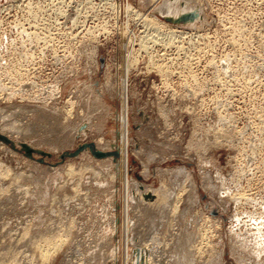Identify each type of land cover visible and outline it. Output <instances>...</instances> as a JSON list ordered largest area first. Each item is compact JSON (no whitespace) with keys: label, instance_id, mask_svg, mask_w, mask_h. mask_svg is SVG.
Instances as JSON below:
<instances>
[{"label":"rangeland","instance_id":"obj_1","mask_svg":"<svg viewBox=\"0 0 264 264\" xmlns=\"http://www.w3.org/2000/svg\"><path fill=\"white\" fill-rule=\"evenodd\" d=\"M189 1L199 18L158 17L172 36L138 16L149 0H0V123L41 110L17 142L36 153L0 141V260L41 264L58 230L46 264H131L147 243L153 264H264V0ZM89 144L110 156H64Z\"/></svg>","mask_w":264,"mask_h":264},{"label":"bare ground","instance_id":"obj_2","mask_svg":"<svg viewBox=\"0 0 264 264\" xmlns=\"http://www.w3.org/2000/svg\"><path fill=\"white\" fill-rule=\"evenodd\" d=\"M150 1V3L152 2V7L154 8V11L151 13V14H145V15H138V16H140L141 18H143V20H144V22L145 21H147V24L153 29V30H155V32H158V33H160V32H162V31H164L163 33L164 34H167L168 33V35H172L173 36V34H175L174 33V29H178L179 27H175V26H172V25H169V24H167V23H165V22H163V21H161V20H159L158 19V17H163V16H170V17H173V18H176V17H178L179 15H181V14H183V13H187V12H189V11H192V8H194V6L192 7L191 6V4H190V1L189 0H176L175 2L173 1V2H171L170 0H149ZM23 2V1H22ZM192 2V1H191ZM19 3H21L20 1H19ZM18 3V4H19ZM145 3H146V0H145ZM10 4V3H9ZM178 5L179 6V8L180 9H176L175 8V5ZM11 5V4H10ZM133 10V9H132ZM130 11V13H131V8H130V6H127L126 7V12H129ZM142 14V13H141ZM196 18H199L197 15H196V17L194 18V19H196ZM196 21H194V23H195ZM146 23V22H145ZM194 23H192L191 22V24H188L187 26H193V24ZM181 26V25H180ZM196 28V27H195ZM191 29H193V28H191ZM196 30V29H195ZM176 32H178L177 30H176ZM183 33V32H182ZM182 33H180V34H182ZM177 34V33H176ZM72 84V83H71ZM83 86V85H82ZM96 89V88H95ZM94 89V90H95ZM89 90H90V87H89ZM76 93V92H75ZM88 93V92H87ZM90 93H88V95H89ZM96 94V93H95ZM71 96V95H70ZM75 96V95H74ZM92 96V95H91ZM99 96L100 97H102V94H101V92H98V94H97V96L95 97V103H94V108H99V106H100V102H101V100L99 99ZM77 97V96H76ZM83 97V96H82ZM93 97H94V95H93ZM93 99V98H92ZM84 100V99H83ZM70 101V100H69ZM71 102H72V100H71ZM86 102V101H85ZM93 101H91V104H93L92 103ZM82 103V102H81ZM88 103V102H87ZM75 104V103H74ZM73 105V104H72ZM72 105H70L71 106V108H73V106ZM86 106H87V104H86ZM105 107V106H104ZM103 107V108H104ZM18 108V107H17ZM50 108V107H49ZM88 108V107H87ZM102 108V107H101ZM101 108H99V110L101 109ZM19 109V108H18ZM24 108H21V110L19 111L20 112V114H18V118H17V120H14L15 122H12V123H14V124H10V122L9 121H6L5 119H3L2 120V122L0 123V131L2 132V133H0V136H3V137H5V138H10V140L11 141H13L16 145H19L21 148H22V145H24L26 148L28 147L29 149H30V151L32 152V153H36L37 151L34 149V148H32V147H30V146H28L27 144H24V143H18L17 144V142H18V140H21L22 138H23V136H26V135H28L29 134V132H31L30 131V129H29V125L28 124H26L25 122H23L22 121V115L23 114H26L27 113V115L28 116H33V115H29V114H34V116H37L36 114H41L40 113V111H30V112H28L27 110H23ZM36 109V108H35ZM70 109V108H69ZM68 109V110H69ZM90 109V108H89ZM88 109V110H89ZM47 110V109H46ZM98 110V109H97ZM127 110V109H126ZM18 111V110H17ZM17 111L15 112L16 113V115H17ZM43 111H44V109H43ZM42 111V112H43ZM48 111V110H47ZM51 111V110H50ZM71 111H73L72 109H71ZM92 111H93V109H92ZM101 111H102V109H101ZM105 111V110H104ZM78 112V111H77ZM44 113V112H43ZM49 113V112H48ZM82 113H83V110H82ZM93 114V113H92ZM105 114V113H104ZM15 115V114H14ZM49 115V114H48ZM70 115H72V114H70V110H69V112L67 113V116L68 117H70ZM78 115V114H77ZM24 116V115H23ZM58 116V115H57ZM26 117V116H25ZM39 117V116H38ZM43 117V116H42ZM41 117V118H42ZM53 117V116H52ZM56 117V116H55ZM60 117V116H59ZM64 117V116H63ZM73 117H74V115H73ZM101 118H102V116H100ZM126 117V116H125ZM133 117V116H132ZM36 118V117H35ZM44 118V117H43ZM42 118V119H43ZM49 118H51V117H49ZM26 119V118H25ZM28 119V118H27ZM37 119V118H36ZM75 119V118H74ZM73 119V120H74ZM81 119V118H80ZM80 119H78V120H80ZM128 119V118H127ZM127 119H125V126L129 123H127ZM30 120V119H29ZM35 120V119H34ZM48 120V119H47ZM46 120V121H47ZM53 120V119H52ZM69 120V119H68ZM70 120H72L71 119V117H70ZM57 121H58V119H57ZM56 121V122H57ZM65 121H66V119H65ZM75 121V120H74ZM28 123H29V121H27ZM37 122V121H36ZM60 122V121H59ZM67 122H69V121H67ZM94 122V121H93ZM98 122V121H97ZM49 123V122H48ZM70 123V122H69ZM69 123H67V124H69ZM88 123V122H87ZM44 124V123H43ZM60 124V123H59ZM64 124H66V123H64ZM76 124V123H75ZM45 125H47V124H45ZM54 126V125H53ZM63 126V125H62ZM67 126V125H66ZM31 127V126H30ZM56 127H58V126H56ZM61 127V125H59V127L58 128H60ZM65 127V126H64ZM48 128V127H47ZM51 128V127H50ZM53 128V127H52ZM66 128V127H65ZM98 128V127H97ZM64 129V128H63ZM36 130H37V128H36ZM61 130V129H60ZM101 130V129H100ZM121 130V129H120ZM33 131V130H32ZM70 131V130H69ZM46 132V131H45ZM45 132H42V133H45ZM48 132V131H47ZM72 132H78L77 131V128H74V130L72 131ZM71 132V133H72ZM5 133V134H4ZM46 134V133H45ZM48 134H49V132H48ZM93 134V133H92ZM5 135H7V136H5ZM71 134H69V136H70ZM49 136V135H48ZM26 137H28V136H26ZM40 137V136H39ZM45 137H47V136H45ZM64 137V136H63ZM68 137V136H67ZM103 137V136H102ZM14 139V140H13ZM27 139V138H26ZM61 139V138H60ZM63 139H65V138H63ZM68 139V141H69V138H67ZM9 140V139H8ZM0 141H2V142H5V141H3V140H0ZM63 141V140H62ZM25 142V141H24ZM100 142H101V140H100ZM103 142V141H102ZM129 142V141H128ZM58 143V142H57ZM60 143V142H59ZM98 143V142H97ZM135 143V142H134ZM12 144V143H11ZM99 144V143H98ZM29 145H31V144H29ZM100 145V144H99ZM103 145H104V142H103ZM108 145V144H107ZM55 146V145H54ZM98 147H100V146H98ZM109 147V146H108ZM127 147H128V144H127V129H125V141H124V150H123V153H122V165H123V170H124V173H127L126 172V170H127V163H128V156H127ZM102 148V147H101ZM104 149H106V148H104ZM8 150V149H7ZM87 150V149H86ZM91 151V153H92V155L93 156H95V152L97 153V152H100V153H102V154H104L102 157H98V158H107L108 156H110V152L109 151H107V152H104V151H100V150H95V149H93V150H90ZM31 152H30V154H31ZM67 154V153H66ZM116 154V153H115ZM66 157H68V156H66ZM105 162H107V161H105ZM104 162V163H105ZM109 162V161H108ZM107 162V163H108ZM103 163V164H104ZM102 164V163H101ZM89 166V165H88ZM103 166V165H102ZM109 166V165H108ZM106 167V166H105ZM72 168V166L70 167V169ZM90 168V167H89ZM146 168V167H145ZM7 169V168H6ZM88 169V168H87ZM86 169V170H87ZM94 169V167L91 169V170H93ZM90 170V171H91ZM94 170H96V168L94 169ZM93 170V171H94ZM118 170V169H117ZM71 170H69V172H70ZM78 171V170H77ZM8 172V170H6V173ZM71 172H73V168H72V171ZM71 172H70V174H71ZM96 172H100V171H96ZM96 172L94 173V174H96ZM5 173V174H6ZM93 173V172H92ZM0 174H1V172H0ZM4 174V175H5ZM9 174H10V171H9ZM78 174H79V172H78ZM111 174V173H110ZM2 175H3V172H2ZM14 175H16V174H14ZM21 175V174H20ZM96 175H98V174H96ZM100 175V174H99ZM103 175V174H102ZM7 176H9L8 174H7ZM7 176H5V177H7ZM18 176V175H17ZM95 176V175H94ZM1 177H3V176H1ZM1 177H0V179H1ZM99 177V176H98ZM67 178V177H66ZM116 178H117V176H116ZM82 179V178H81ZM80 179V180H81ZM80 180H78V181H80ZM85 180V179H84ZM83 180V181H84ZM110 180H111V178H110ZM114 180V179H113ZM128 181H129V179H127ZM1 181H2V179H1ZM0 181V182H1ZM82 181V182H83ZM127 181V182H128ZM16 182V181H15ZM45 182V181H44ZM65 182V181H64ZM126 181H125V184L127 183ZM17 183V182H16ZM33 183V182H32ZM81 183V182H80ZM1 184V183H0ZM79 184V183H78ZM36 185V184H35ZM34 185V186H35ZM32 186V185H31ZM33 186V187H34ZM64 186H65V184H64ZM36 187V186H35ZM46 187V186H45ZM77 187H78V185H77ZM20 188V187H19ZM126 188H127V184H126ZM46 189V188H45ZM27 190H28V188H27ZM73 190H77V189H74L73 188ZM135 190H137V189H135ZM163 190V189H162ZM0 191H2V190H0ZM5 191V190H4ZM8 191V190H7ZM6 191V192H7ZM125 191V190H124ZM127 191V190H126ZM138 191V190H137ZM142 191V190H141ZM147 191V190H146ZM149 191V190H148ZM153 191V190H152ZM158 190H156L155 191V193L157 192ZM27 192V191H26ZM136 192V191H135ZM76 193L78 194V192L76 191ZM130 193H132V191L130 192ZM165 192H164V190H163V193H159L160 195H159V197H158V199L159 200H156L155 201V203H154V201L153 200H155V199H153L152 198V196L154 197V194L152 195V192H144V191H142V192H140V195H139V200H140V202L141 203H145V202H148V201H150V200H152L153 201V206H159L160 205V203H163V202H165L164 200L166 199L165 198V194H164ZM27 194H29L28 192H27ZM32 194V193H31ZM112 194V193H111ZM126 194H127V192H126ZM135 194V193H134ZM137 194V193H136ZM133 195V194H132ZM31 196V195H30ZM126 196V195H125ZM136 196V195H135ZM138 196V195H137ZM20 197V196H19ZM25 198H26V196H24ZM65 197V196H64ZM130 198H133V197H130ZM130 198H129V200H130ZM148 198L150 199V200H148ZM168 198V197H167ZM64 199V198H63ZM124 199H126V198H124ZM128 199V198H127ZM137 199V200H138ZM65 200H66V198H65ZM21 201V200H20ZM23 201V200H22ZM125 201H127V200H125ZM177 201V200H176ZM175 201V203H177ZM24 202V201H23ZM22 202V203H23ZM131 202V201H130ZM133 203H134V200L132 201ZM21 203V202H20ZM166 203V202H165ZM23 204H25V203H23ZM147 204V203H146ZM148 204H150V203H148ZM147 204V205H148ZM152 204V203H151ZM53 205V204H52ZM126 205V204H125ZM124 205V206H125ZM137 205V204H136ZM151 206V205H150ZM177 206V205H176ZM176 206H175V209L177 210V208H176ZM136 207V206H135ZM135 207H133V208H135ZM71 208V207H70ZM125 208H127V207H125ZM130 208V207H129ZM136 209H138V208H136ZM136 209H133L134 210V212L132 213V214H134L135 213V210ZM141 209V208H140ZM172 209V208H171ZM173 209H174V205H173ZM5 210V209H4ZM132 210V209H131ZM143 210V209H142ZM126 211V210H125ZM129 211V210H128ZM138 211H139V209H138ZM174 211V213H172L173 215L175 214V210H173ZM81 212V211H80ZM137 212V211H136ZM141 212V211H140ZM51 213V212H50ZM130 213V212H129ZM128 213V214H129ZM62 214V213H61ZM84 214V213H83ZM131 214V215H132ZM136 214H138V213H136ZM139 215V214H138ZM177 215V214H176ZM91 216V215H90ZM127 216V215H126ZM130 217V216H129ZM133 217H134V215H133ZM175 217V216H174ZM94 218V217H93ZM138 218V217H137ZM136 218V219H137ZM163 218V217H162ZM1 221V220H0ZM72 221L74 222V220L72 219ZM71 220L69 221V223L70 222H72ZM133 221V220H132ZM127 222V221H126ZM59 223V222H58ZM68 223V222H67ZM53 224H54V221H53ZM52 224V225H53ZM56 224V223H55ZM60 224V223H59ZM58 224V225H59ZM74 224V223H73ZM77 224V223H76ZM131 224H133V223H131ZM143 224V223H142ZM57 225V224H56ZM57 225V226H58ZM71 225H72V223H71ZM65 226V225H64ZM70 226V225H69ZM75 226V225H74ZM161 225H159V227H160ZM264 226V225H263ZM28 227V226H27ZM98 227V226H97ZM134 227V226H133ZM136 227V226H135ZM59 228V227H58ZM63 227H62V225H61V229H62ZM68 228V227H67ZM123 228V227H122ZM142 228V227H141ZM64 229V228H63ZM69 229V228H68ZM67 229V230H68ZM126 229V234H127V232L129 231V229L130 228H128V223H127V227L125 228ZM143 229V228H142ZM142 229H140L141 231H142ZM57 230V229H56ZM60 230V229H59ZM72 230V229H71ZM73 230H74V228H73ZM31 231V230H30ZM58 231V230H57ZM57 231H55V232H50V233H47L46 235L44 234V235H41V237H38V241L36 242V247L38 246V249L40 250V259H41V264L43 263V264H46L47 262H48V259L51 257V255H53L54 253H56L61 247H63L62 245H63V242H62V235H60L61 233L60 232H58L57 233ZM63 231V230H62ZM69 231V230H68ZM106 231V230H105ZM130 231H132V230H130ZM137 231H138V229H137ZM144 231V230H143ZM160 231V230H159ZM26 233H27V231H25ZM48 232V231H47ZM70 232V231H69ZM69 232H68V234H69ZM136 232V231H135ZM145 232V231H144ZM263 232V231H262ZM24 233V232H23ZM22 233V234H23ZM30 233V232H29ZM60 233V234H59ZM71 233V232H70ZM130 233V232H129ZM128 233V234H129ZM148 233V232H147ZM260 233V232H259ZM22 234H21V236H22ZM150 234V233H149ZM155 234V233H154ZM154 234H152V238H153V235ZM156 234H158V233H156ZM74 235V234H73ZM138 235V234H137ZM140 235V234H139ZM1 236V235H0ZM66 236V235H65ZM72 236V235H71ZM144 236V235H143ZM263 236V235H262ZM22 237H24V236H22ZM22 237H21V241H22ZM68 237V236H67ZM74 237V236H73ZM72 237V238H73ZM76 237V236H75ZM123 237V236H122ZM129 237V236H128ZM128 237H127V239H128ZM132 236H130V238H131ZM138 238H139V236H137ZM150 237H151V235H150ZM264 237V236H263ZM25 238V237H24ZM104 238V237H103ZM156 238V237H155ZM189 238V237H188ZM188 238H185V239H188ZM12 239V238H11ZM67 239V238H66ZM65 239V237H64V239L63 240H66ZM71 239V238H70ZM91 239V238H90ZM133 239V238H132ZM137 239V238H136ZM163 239V238H162ZM19 240H20V237H19ZM18 240V241H19ZM95 240V239H94ZM135 240V239H134ZM154 240H156V239H154ZM180 240V239H179ZM13 241V240H12ZM17 241V242H18ZM96 241V240H95ZM125 241V240H124ZM131 241V240H130ZM144 241H146V240H144ZM151 241V240H150ZM132 242H133V240H132ZM137 242V241H136ZM153 242V241H152ZM163 242V241H162ZM161 242V243H162ZM186 242H188V240L186 241ZM35 243V242H34ZM93 243V242H92ZM100 243V242H99ZM134 243H135V241H134ZM161 243H159L160 245H161ZM164 243V242H163ZM259 243V242H258ZM65 244H66V242H65ZM124 244H126V243H124ZM145 244V243H144ZM150 244H153V243H150ZM156 244V243H155ZM154 244V245H155ZM158 244V243H157ZM156 244V245H157ZM167 244V243H166ZM23 245V244H22ZM67 245V244H66ZM153 245V246H154ZM155 245V246H156ZM160 245H158V247H160ZM17 246V245H16ZM27 246V245H26ZM32 246V245H31ZM76 246H77V244H76ZM126 246V245H125ZM130 246V245H129ZM136 246V245H135ZM138 246H140V245H138ZM137 246V247H138ZM153 246H150V245H148V243L147 244H145L143 247H142V244H141V249L139 250V252H135L134 253V255H133V258H132V262H131V264H153L152 263V252H153V249H154V247ZM165 246V245H164ZM25 247V246H24ZM79 247V246H78ZM91 247V246H90ZM99 247V246H98ZM134 247V246H133ZM166 247V246H165ZM69 248V247H68ZM123 248V247H122ZM139 248V247H138ZM188 248V247H187ZM9 249V248H8ZM26 249V248H25ZM32 249V248H31ZM34 249V248H33ZM136 249V248H135ZM165 249V248H164ZM60 250H62V248L60 249ZM76 250V249H75ZM111 250V249H110ZM134 250V249H133ZM138 250V249H137ZM156 250V249H155ZM186 250V249H185ZM259 250H260V248H259ZM20 251V250H19ZM22 251V250H21ZM20 251V252H21ZM26 251V250H25ZM73 251V250H72ZM187 251V250H186ZM14 252V251H13ZM18 252V251H17ZM19 252V253H20ZM60 252V251H59ZM108 252V251H107ZM134 252V251H133ZM156 253L158 252V251H155ZM35 253V252H34ZM126 253V252H125ZM187 253V252H186ZM17 254V253H16ZM58 254V252L55 254V255H57ZM79 254V253H78ZM154 254V253H153ZM5 255V254H4ZM20 255H22V254H20ZM32 255V254H31ZM30 255V256H31ZM34 255V254H33ZM55 255H53L54 257H55ZM79 255H81V254H79ZM165 255V254H164ZM167 255H169V253H167ZM1 256V255H0ZM14 256H16V255H14ZM23 256V255H22ZM157 256V255H156ZM162 257H163V255H161ZM189 256V255H188ZM5 257V256H4ZM9 257V256H8ZM12 257V256H11ZM18 257V256H17ZM21 257V256H20ZM26 257V256H25ZM33 257V256H32ZM70 257H72V256H70ZM83 257V256H82ZM96 257V256H95ZM126 257V256H125ZM3 258V257H2ZM16 258V257H15ZM14 258V259H15ZM30 258V257H29ZM97 258V257H96ZM128 258H129V256H128ZM156 258V257H155ZM6 259V258H5ZM5 259H2V260H0V264H19V262H17L18 261V258H16L17 259V263L15 262V261H9V262H7ZM12 258H10V260H11ZM28 259V258H27ZM52 260H53V258H51ZM51 259H49V262H50V260ZM84 259V258H83ZM163 259V258H162ZM165 259V258H164ZM13 260V259H12ZM36 260V259H35ZM131 260V259H130ZM156 260V259H155ZM160 261H159V263L160 262H162L161 261V259H159ZM191 258H189L188 259V261H187V263L189 262V264L191 263ZM6 261V262H5ZM68 261V260H67ZM129 261V260H128ZM154 261V260H153ZM167 261V260H166ZM66 262V261H65ZM85 262V261H84ZM168 262V261H167ZM33 263V262H32ZM158 263V264H159ZM83 264V263H82ZM87 264V263H86ZM125 264H128V262H127V260L125 261ZM161 264V263H160ZM182 264H184V263H182Z\"/></svg>","mask_w":264,"mask_h":264},{"label":"water","instance_id":"obj_3","mask_svg":"<svg viewBox=\"0 0 264 264\" xmlns=\"http://www.w3.org/2000/svg\"><path fill=\"white\" fill-rule=\"evenodd\" d=\"M196 17V14L194 13H185V14H181L179 15L178 17L176 18H173V17H170V16H163L161 17L165 22H168L170 24H182V23H187L189 21H192L194 20V18ZM0 140H3L5 142H10L7 138L3 137V136H0ZM89 148L90 150H93L94 147L93 145L89 144V145H85V146H82L80 147L77 151L73 152V153H67L65 154L64 156H68V157H71V156H75L77 153H79V150H81L82 148ZM22 148L25 150V152L30 155V149L27 147H25L24 145H22ZM95 156L97 157H102L104 154L100 153V152H95L94 153ZM63 156V157H64Z\"/></svg>","mask_w":264,"mask_h":264}]
</instances>
